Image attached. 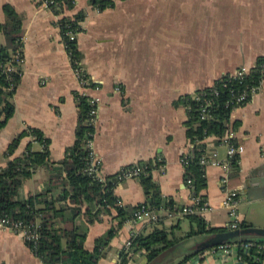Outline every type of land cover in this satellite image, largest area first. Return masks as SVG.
Returning <instances> with one entry per match:
<instances>
[{
	"label": "crops",
	"instance_id": "crops-1",
	"mask_svg": "<svg viewBox=\"0 0 264 264\" xmlns=\"http://www.w3.org/2000/svg\"><path fill=\"white\" fill-rule=\"evenodd\" d=\"M102 10L89 0H75L71 9L55 14L35 0H0V21L4 4L21 17L23 62L20 79L12 95L13 114L0 129V166L12 138L27 126L48 138L51 160L58 161L72 147L77 125V91L69 57L61 38L58 19L79 10L85 12L77 33L81 63L98 88V114L93 148L100 173L111 175L121 168L152 163V179L165 200L188 204L189 191L183 181L181 156L191 147L186 136L188 107L185 95L207 87L237 67H251L264 56V0H112ZM4 41L0 33V43ZM236 121V125H233ZM229 127L243 145L238 155L239 170L229 174L228 186L239 195L240 220L264 227V80L250 100L231 110ZM206 151L220 164H205L206 186L201 190L212 209L204 218L212 226H227L230 217L221 205L225 197L221 178L227 159L222 137L205 138ZM27 146L41 150L40 140L23 136L10 158L20 156ZM48 172L38 167L19 188L27 197L45 189ZM122 205L143 202L139 178L116 184ZM102 215L89 225L85 248L92 250L95 238L116 223ZM165 226L175 225L184 235L190 222L184 214L161 212ZM151 229L145 220L126 221L103 248L99 264H117L124 242L138 231ZM199 238L185 242L167 261L176 262L190 251ZM134 255L128 264H143ZM0 264H44L24 239L0 228ZM184 264H247L234 251L206 248Z\"/></svg>",
	"mask_w": 264,
	"mask_h": 264
},
{
	"label": "trees",
	"instance_id": "trees-1",
	"mask_svg": "<svg viewBox=\"0 0 264 264\" xmlns=\"http://www.w3.org/2000/svg\"><path fill=\"white\" fill-rule=\"evenodd\" d=\"M89 2L98 10L113 5L112 0H89ZM55 3L52 5L55 14H60L74 6L72 0H56ZM3 12L5 18L0 21V33L4 38L0 43V129L13 114L12 95L20 79V72L7 71L6 67L8 63H14L13 53L22 45L20 15L10 4H4ZM84 17L85 12L79 10L72 15H63L57 21L62 41L72 61H81L82 54L77 47L76 38L70 39L65 32L69 30L78 33L81 30L80 22ZM263 80L264 56L257 57L249 71L242 77L222 74L213 81L217 93L209 94L208 91L212 104L209 107V116L206 118H201L197 108L198 101L193 100L191 95L182 98V102L188 107L185 126L186 136L191 143L186 156L187 162L184 164L183 181L191 179L193 191L202 198L204 195L201 190L206 186V178L200 159L206 151L205 138L209 135L223 137L230 128L228 123L233 109L231 93L258 86ZM75 98L78 112L75 140L62 159L51 160L48 138L44 137L39 129L27 126L12 138L4 152L8 159L5 165L0 166V216L19 220L24 226L38 233L37 239L24 241L44 264H99L98 261L104 254L103 248L117 229L129 221L133 211L141 205L159 213L158 220L146 221L151 226L148 232L138 231L131 235V244L128 249L122 248L117 264H128L136 254L145 258L143 264L150 262L162 264L168 256L177 253V250L190 239H200L210 233L227 229L226 226L210 225L202 214L197 213L184 214L190 222V227L182 236L175 234L174 228L178 225L165 226L160 223L163 211L159 212L160 209L168 208V212L176 213V208L180 206L172 199L165 200L162 196L159 185L152 179L150 173L152 163L140 162L147 166V173L136 177L139 178L144 191L143 202L136 205H122L114 192L117 172L105 175L101 180L86 171L89 165V148L86 142L93 138L95 128L86 122L90 107L87 97L75 93ZM233 125H236V121ZM27 134L40 140L43 148L33 151L27 146L20 156L10 158L19 140ZM238 159V155L230 158L231 175H235L239 170ZM38 167H44L48 172L45 189L21 198L18 194L20 186ZM113 210L116 223L104 234L95 238L92 250L85 248L84 242L89 225L101 219L103 214L112 215ZM247 226L254 225L245 220L240 221L239 228ZM242 240L252 241L254 245L247 251L238 247L237 253L241 258L247 264L263 263L264 237L242 236L223 243ZM203 250L202 248L186 250L178 261H167L165 264H184L188 258Z\"/></svg>",
	"mask_w": 264,
	"mask_h": 264
},
{
	"label": "built area",
	"instance_id": "built-area-1",
	"mask_svg": "<svg viewBox=\"0 0 264 264\" xmlns=\"http://www.w3.org/2000/svg\"><path fill=\"white\" fill-rule=\"evenodd\" d=\"M56 0H35V2L45 8L52 11V5L56 4ZM75 2V0H72ZM53 12V11H52ZM58 15V14H57ZM65 34L70 39H75L77 36L76 32H71L67 30ZM21 48V47H20ZM18 48V50L13 53V59L14 63L7 64L6 70L7 71H19V65L23 62V54L21 53V49ZM69 57V56H68ZM70 66L73 72V75L76 80L77 85V93L78 95H82L87 97V101L89 102V110L87 112V119L86 122L93 127H95V121L98 114V97L93 94L92 92L95 91L98 88V83L96 81H93V79L88 75L86 72L83 64L79 60H71L69 58ZM250 67L240 66L237 67L233 72L228 73L230 76L234 77H242L245 73L249 71ZM260 84L258 86H251L248 89H243L241 91H238L237 93L232 92V106L233 108L241 106L245 103H247L251 96L259 89ZM208 88V89H207ZM209 94H216L217 88L214 87L213 83L207 87H203L200 89H197L196 91L192 92L190 95L193 100L198 101L197 108L200 111L201 118H206L209 116V107L212 104V98L208 95ZM222 142L226 145V153H227V159L222 164L225 173H223L221 178V184L224 188L225 197L221 202V205L224 209H226L228 216L230 217V221L227 224V229H235L239 228L240 224V214L238 210L239 205V195L236 189H232L228 186L229 181V174L228 172L230 170L229 162L230 158H232L235 155H239L243 151V145L236 142L234 139V131L229 128L226 134L222 137ZM87 147L89 148V165L86 169L89 173H93L96 177L103 180V175L100 173V166H99V160L95 153V150L93 148V138L88 139L86 142ZM187 151L181 156V162L184 164L187 162ZM201 164L204 166L205 164H215L218 165L220 162L216 161L214 159V155L205 152L204 155L201 156ZM145 165L135 163L127 165L123 168H121L119 171H117V184L121 181L127 179V178H134L138 177L141 174L147 173ZM185 185L188 188L189 191V200L190 202L185 205H181L177 209L178 214H185V213H197V214H204L212 209L211 205L207 202L206 199L202 198L198 193H195L193 191V186L191 184V179H187L185 182ZM166 209H160L159 212ZM159 213L152 211L148 207L141 205L138 207L135 211H133L131 219L129 221H136V220H145V221H156L158 220ZM0 228H7L11 231L18 233L24 240H35L38 238V233L29 227L24 226V224L19 220H14L10 218L9 216H0ZM131 236L124 242V248H127L131 244ZM254 243L249 240L245 241H234V242H226L221 243L217 246H214V248L222 249L225 252H231L234 251L238 258L242 259L241 256L237 253L238 247L242 248L243 250L247 251ZM259 246V245H258ZM257 259V257H256ZM264 264V261L263 263Z\"/></svg>",
	"mask_w": 264,
	"mask_h": 264
},
{
	"label": "water",
	"instance_id": "water-1",
	"mask_svg": "<svg viewBox=\"0 0 264 264\" xmlns=\"http://www.w3.org/2000/svg\"><path fill=\"white\" fill-rule=\"evenodd\" d=\"M260 236L264 237V227L259 226H247L235 229H225L222 231H217L210 233L196 241L192 248H210L217 246L225 241H230L237 239L242 236ZM150 262L148 264H152Z\"/></svg>",
	"mask_w": 264,
	"mask_h": 264
},
{
	"label": "rangeland",
	"instance_id": "rangeland-1",
	"mask_svg": "<svg viewBox=\"0 0 264 264\" xmlns=\"http://www.w3.org/2000/svg\"><path fill=\"white\" fill-rule=\"evenodd\" d=\"M227 227V226H226ZM228 228V227H227Z\"/></svg>",
	"mask_w": 264,
	"mask_h": 264
}]
</instances>
